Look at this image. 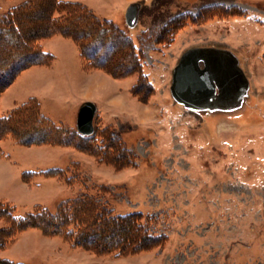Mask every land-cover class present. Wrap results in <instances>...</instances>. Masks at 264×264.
Listing matches in <instances>:
<instances>
[{"label":"rangeland","instance_id":"1","mask_svg":"<svg viewBox=\"0 0 264 264\" xmlns=\"http://www.w3.org/2000/svg\"><path fill=\"white\" fill-rule=\"evenodd\" d=\"M29 1L0 0V17ZM36 1L21 12L20 29L15 26L19 38L13 29L0 33V80L11 69L8 59L25 58L16 40L28 46L29 38L31 44L39 38L52 58L22 69L3 86L0 117L34 98L45 118L76 129L79 108L91 101L98 108L94 136L110 131L113 143L121 140L128 153L127 159H115L109 152L108 159L104 152L91 155L56 141L21 145L4 137L0 204L10 205L13 215L37 208L57 213L61 203L84 193L99 199L78 212L68 209L74 218L61 225L49 219L15 233L0 243V259L15 264H264V0H60L87 6L128 39L118 51L109 41L95 44V58L102 55L105 70H85L73 38L59 30L43 37L50 31L46 17L64 10L54 12V0ZM132 3L140 6L134 28L125 19ZM66 20L78 22L76 35L87 28L82 16ZM209 47L234 53L248 78V95L238 110L195 112L171 94L183 53ZM35 122L33 116H20L10 127H24L29 139ZM52 134L47 136L54 140ZM57 169L63 174H46ZM101 203L113 215L141 213L143 228L161 237L156 247L123 257L98 255L74 245L73 236L53 232L67 225L74 231L77 221L84 230L93 222L99 225L93 217ZM8 224L13 226L0 219V229ZM127 234V228L117 227L98 248Z\"/></svg>","mask_w":264,"mask_h":264},{"label":"trees","instance_id":"2","mask_svg":"<svg viewBox=\"0 0 264 264\" xmlns=\"http://www.w3.org/2000/svg\"><path fill=\"white\" fill-rule=\"evenodd\" d=\"M39 2V0H37ZM36 1V2H37ZM30 2V3H29ZM28 3L31 4L34 2V0H30ZM47 2V1H46ZM53 11L57 12V10L63 11L64 13L61 14L58 17H53V15H49L46 17V24L49 26V32L45 34L43 37H46L50 35L51 33L55 32L56 30H59V32L65 36L72 37L74 42L76 43L79 55L83 61V66L86 70L90 69H103L105 70V64L100 61V57L102 55L98 56L97 58L95 55V48L98 43H104L105 42H111L115 44L118 48L117 51L120 49L119 45H122L124 43V47H127L126 42L128 39L125 37L124 34L121 33V31L116 28V26L112 23V21L109 20H103L101 21L100 18L93 15V13L90 11V9L87 8V6H84L81 3L76 2H65L60 0H54ZM22 5L17 9H13L10 11L6 16L0 17V33L4 35V33H7L13 29V34L16 35V38L18 37V32L16 34V28L20 29L18 20L22 17L23 13L22 11L26 10L28 7L27 4ZM61 5V6H60ZM63 6V7H62ZM68 7V8H67ZM59 8V9H58ZM71 9V10H69ZM26 12H24V16ZM60 13V12H59ZM73 16H82L85 20L82 21V23H85L87 28L83 32H79L78 35L74 32V30L77 28L78 22L68 21L66 20L67 17H70V19ZM75 23V24H74ZM14 25V28H13ZM3 26H7V30L3 29ZM96 28H99L96 30ZM62 29V30H60ZM69 31L68 33L63 31ZM91 32H94L96 36L91 35ZM34 33V32H33ZM46 33V32H45ZM31 34V33H30ZM94 34V35H95ZM124 35V36H123ZM24 36V33L23 35ZM39 36V34H38ZM20 37V36H19ZM18 37V38H19ZM90 40L87 44H84V40L87 39ZM1 40V37H0ZM33 43L31 44V38H29V44L28 46H25L22 41L16 40V47L21 48L20 55L24 54L25 58L20 59V61H16L15 63H10L8 59V67H11V69L8 70L7 75L3 77L0 80V91L2 92L3 86L10 82V80L14 77L15 74H17L22 69H25L33 64H36L38 62H45L47 60H50L52 58V55L47 53L42 49V46L39 42V38H32ZM97 42V43H96ZM96 44V45H95ZM131 46L132 43L130 42ZM133 49V48H132ZM116 51V52H117ZM111 61V60H110ZM48 62V61H47ZM139 70V69H138ZM140 72V70H139ZM2 86V87H1ZM138 94V92H136ZM135 94V95H137ZM137 96H142V94H138ZM31 117L36 119L35 128L28 132L29 139H26L27 135H23V128L20 129H14L11 126V124L14 123V120H18L19 117ZM11 123V124H10ZM21 123H17V127H20ZM0 126L1 129L5 128L4 130H0V141L4 139L6 136H11L14 138L19 144H52L53 142H57L55 145H64V146H74L77 149L84 151L87 154L95 155V153H103V157H107L108 159L111 158L109 152H112L111 154L115 159L116 158H122L123 156L127 159V150L124 148V146H121V140H114L116 145L113 143L111 139V133L110 131H104L99 132L96 136L92 137H82L79 135L76 131V129H71L69 127H66L62 124L54 123L50 121L48 118H45L44 115L41 112L39 103L36 101V99L32 98L29 101L21 104L18 106L15 110H13L9 116L7 117H0ZM25 129V128H24ZM45 132L46 135H42L40 137V133ZM53 133L54 140L52 138H49L47 135ZM24 137V138H23ZM57 137V138H55ZM121 147V149L119 148ZM97 150V151H96ZM121 152V153H120ZM101 156V157H102ZM117 161V160H116ZM122 162V161H121ZM120 162V163H121ZM118 163V162H115ZM63 170H54L52 172H48L46 174H54V175H62ZM83 185V184H82ZM94 199H99L94 197V195H90L88 193L81 194L77 197H74L72 199H68L61 203V205L57 209V213H53L51 211H48L46 208L39 209L37 208L35 211H33L30 214L24 215V216H15L12 214V209L10 205L6 204H0V219H6L9 223L12 222L13 226H10V230L7 231L8 228H1L0 229V243L3 241H7L9 238H12L15 233H18L20 231H23L25 227L28 226H35L36 223L40 224V226H43L44 223H47L49 219H53L52 221H58L59 224L66 222L67 220L71 219L73 213L69 215L67 213V210L71 211H80L82 206L87 208V205H90L92 203H89V200L94 202ZM95 203V202H94ZM93 203V205H94ZM98 205V204H97ZM107 205V204H106ZM98 212L96 216L99 220L98 223L93 222L91 229L84 228L80 226L79 221H77V228H74V231L71 230L68 225L62 229L59 228V230H53V232L60 233V235L71 238L73 236V243L74 245H77L79 247H82L86 250H92L96 251V254L98 255H115V257H123V256H129L137 254L139 251H144L146 248L149 250L151 248H155L158 243H155L160 239L161 237L151 235L148 231L143 228L142 222H140L142 214L139 212L130 213L128 215H113L112 209H109L107 206H104V204L99 205ZM73 209V210H72ZM85 209V208H84ZM76 214V213H75ZM104 215H107V219H105ZM74 218V217H72ZM92 218V220H94ZM38 221V222H37ZM40 221L42 223H40ZM102 221V222H101ZM36 222V223H35ZM96 225V227H95ZM76 226V224H75ZM117 227H125L128 229V234L126 236L121 237V239H115L116 242H111L110 245L108 244V248L102 250L101 248H98L101 246V243L104 239V237L110 234H113L116 232ZM58 228V227H57ZM96 228L97 230H94ZM45 230V229H44ZM98 231L100 237L96 239L95 234L91 233V231ZM46 233L49 231V233L52 234V231L45 230ZM74 233V234H72ZM95 237V240H92ZM107 242V241H106ZM152 247H145L148 244H154ZM144 244V245H143ZM146 244V245H145ZM1 245V244H0ZM96 245V246H95ZM159 246V245H158ZM0 264H15L12 261L9 260H1Z\"/></svg>","mask_w":264,"mask_h":264},{"label":"water","instance_id":"3","mask_svg":"<svg viewBox=\"0 0 264 264\" xmlns=\"http://www.w3.org/2000/svg\"><path fill=\"white\" fill-rule=\"evenodd\" d=\"M139 4L132 3L126 23H138ZM203 63V67H201ZM250 84L234 53L216 47L190 49L183 53L172 76L171 94L177 103L200 112H229L242 107ZM96 103L88 101L78 111L76 128L82 136L96 133Z\"/></svg>","mask_w":264,"mask_h":264},{"label":"crops","instance_id":"4","mask_svg":"<svg viewBox=\"0 0 264 264\" xmlns=\"http://www.w3.org/2000/svg\"><path fill=\"white\" fill-rule=\"evenodd\" d=\"M86 70V69H85ZM185 108V107H184ZM44 145H47V144H44ZM42 146V145H41ZM68 147H72V148H74L75 150H77V151H80V152H83V153H85L84 151H81V150H79V149H77L76 147H74V146H68Z\"/></svg>","mask_w":264,"mask_h":264},{"label":"bare ground","instance_id":"5","mask_svg":"<svg viewBox=\"0 0 264 264\" xmlns=\"http://www.w3.org/2000/svg\"><path fill=\"white\" fill-rule=\"evenodd\" d=\"M124 56V55H123ZM5 128L1 129V130H4ZM121 153V152H120Z\"/></svg>","mask_w":264,"mask_h":264},{"label":"flooded vegetation","instance_id":"6","mask_svg":"<svg viewBox=\"0 0 264 264\" xmlns=\"http://www.w3.org/2000/svg\"><path fill=\"white\" fill-rule=\"evenodd\" d=\"M139 11H140V6H139Z\"/></svg>","mask_w":264,"mask_h":264}]
</instances>
